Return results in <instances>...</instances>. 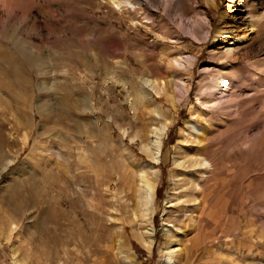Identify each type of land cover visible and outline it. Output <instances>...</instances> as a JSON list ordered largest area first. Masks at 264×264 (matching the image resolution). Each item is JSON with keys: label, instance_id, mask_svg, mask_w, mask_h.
Masks as SVG:
<instances>
[{"label": "rangeland", "instance_id": "374dc122", "mask_svg": "<svg viewBox=\"0 0 264 264\" xmlns=\"http://www.w3.org/2000/svg\"><path fill=\"white\" fill-rule=\"evenodd\" d=\"M112 1L0 0V264H264V0Z\"/></svg>", "mask_w": 264, "mask_h": 264}, {"label": "bare ground", "instance_id": "6f19581e", "mask_svg": "<svg viewBox=\"0 0 264 264\" xmlns=\"http://www.w3.org/2000/svg\"><path fill=\"white\" fill-rule=\"evenodd\" d=\"M112 2L116 3L117 5H119L121 3H123L125 5H132L128 0H120V1H114L113 0ZM246 36H247L246 33H244L243 35L234 34L231 36L230 40H233L234 41L233 43H235L237 40H245ZM173 61L178 66H183V67L191 66L193 63V57L190 55H185L183 57L174 58ZM148 82L152 83V80H148ZM145 83H147V82H145ZM176 88L181 93H184L187 91V86L183 81L176 82ZM222 91L223 90L219 86V84L215 81H212L207 86V94L209 96V102H212L213 98L215 99V96L221 95ZM221 99H223L222 95L220 97V100ZM235 106H236V104H235ZM164 128H165V125H163L161 129L153 130L152 132H153L154 138L152 140H150V142L147 145V149L151 153L152 158L155 161H158L160 158V149H161L162 134H163L162 132H163ZM195 162H196L195 159H193L192 157H190V158L188 157L185 160H183V162L181 164L191 163L194 165ZM139 173H140L139 174V180H138L139 181L138 182V185H139L138 194H139V199H140L139 201L143 206H145V209L147 212V209H148V207H150V205L153 201L154 195H155L156 182L154 179H152L153 177L151 178L149 175L146 174L147 172L141 171ZM146 212L143 214H142V212H140L143 215L142 216L143 218L141 217V219H140V225L142 227L140 226L137 229L135 228L134 233L139 238L140 242L145 247H147L149 249V248L153 247V244L155 242V235H154V228H153L152 222L146 216ZM147 214H148V212H147ZM176 239H178V238H176ZM174 242L175 241H171L168 244H165V246H164V254L167 255L168 258L173 256L178 249L175 247ZM122 258L124 260H126L127 262H132L133 264H140V263L135 262V254L133 252L127 251V252L123 253ZM172 264H175V263L173 262Z\"/></svg>", "mask_w": 264, "mask_h": 264}]
</instances>
